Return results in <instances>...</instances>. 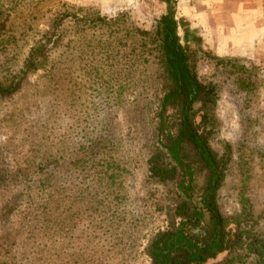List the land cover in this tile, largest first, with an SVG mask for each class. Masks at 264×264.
I'll return each instance as SVG.
<instances>
[{
	"label": "rangeland",
	"instance_id": "374dc122",
	"mask_svg": "<svg viewBox=\"0 0 264 264\" xmlns=\"http://www.w3.org/2000/svg\"><path fill=\"white\" fill-rule=\"evenodd\" d=\"M31 2L44 5L37 21L45 30L63 2L82 14L113 18L109 27L102 22L93 29L99 38L112 36L101 43H111L113 58L74 62L75 26L66 19L47 68L31 71L13 94L0 95V174L7 178L0 185V264H156L152 243L182 223L176 206L187 197L176 180L159 182L148 167L159 146L165 88L160 22L170 12L181 44L196 52L198 78L219 86L210 122L200 129L210 148L229 159L216 193L226 229L236 236L248 204L264 232V0ZM187 26L205 51L234 60L205 59L190 44ZM193 111L201 122V101ZM92 142L103 144L100 153ZM187 148L194 160L195 150ZM209 174L196 166L192 195L208 226L203 190ZM186 230L199 242L207 234L201 226ZM230 251L203 264L228 260ZM235 264L253 262L244 256Z\"/></svg>",
	"mask_w": 264,
	"mask_h": 264
},
{
	"label": "trees",
	"instance_id": "16d2710c",
	"mask_svg": "<svg viewBox=\"0 0 264 264\" xmlns=\"http://www.w3.org/2000/svg\"><path fill=\"white\" fill-rule=\"evenodd\" d=\"M31 1L34 0H0V95L13 94L20 89L31 71L47 68L53 49L60 46L65 37L59 28L66 19L73 21L75 26L74 36L70 40L77 44L73 47L76 55L74 62L79 61L83 65L82 62L90 57L112 61L111 43L104 44L112 36L107 39L99 38V34L93 29L103 24L102 22L109 27L113 18L97 13L82 14L79 9H72L67 2H63L64 9H58L48 28L40 29L37 19L39 13L45 9L44 5H41L44 2L32 5L34 2ZM182 25L186 26V23L182 21ZM160 27L165 88L158 115L159 146L149 156L148 167L150 175L159 182L176 180L187 197L176 206V216L183 219L182 223L175 225L171 231L161 233L152 243L151 249L156 264H203L204 259L227 247L234 253L233 256L218 264H235L244 256H251L253 264H264V232L260 227L256 228L258 222L253 219L251 207L243 204V218L238 220L236 236L231 238L217 203L216 193L229 159H224L210 148L206 133L201 131L200 127L203 128L202 122H210L212 104L219 93L218 83H203L198 78L192 60L196 52L181 44L178 34L179 22L174 12L162 17ZM190 32L191 28L187 26L185 33L190 44L193 41V46L201 50L205 59L216 61L215 64L218 65L234 60L205 51L200 43L201 37L195 35L191 39ZM100 44L106 45L103 51L99 49ZM12 60H17V64ZM231 66L238 68L236 65ZM109 79L113 81L115 76L111 74ZM111 90L109 89L110 98ZM196 101L202 102L204 110L201 122H196L194 118L193 105ZM92 145L96 154L103 148L100 142H92ZM188 145L195 150L194 160L188 156ZM167 156L171 159L167 160ZM197 165L208 168L210 173L203 190L204 205L212 215V224L209 226L204 225V211L194 203L192 197L195 190L193 176ZM58 166H63V163H58ZM6 181V175L0 174V185L6 184ZM190 226L206 229L207 234L201 236L202 242L187 233L186 228ZM191 239L195 241L192 242Z\"/></svg>",
	"mask_w": 264,
	"mask_h": 264
}]
</instances>
